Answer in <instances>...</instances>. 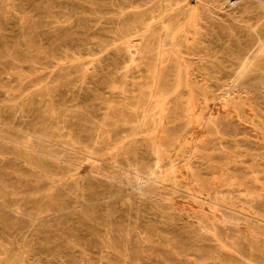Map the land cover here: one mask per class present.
Returning a JSON list of instances; mask_svg holds the SVG:
<instances>
[{
	"label": "rangeland",
	"instance_id": "rangeland-1",
	"mask_svg": "<svg viewBox=\"0 0 264 264\" xmlns=\"http://www.w3.org/2000/svg\"><path fill=\"white\" fill-rule=\"evenodd\" d=\"M157 1L0 0V264H264V5L204 12L240 75L159 62Z\"/></svg>",
	"mask_w": 264,
	"mask_h": 264
},
{
	"label": "bare ground",
	"instance_id": "bare-ground-1",
	"mask_svg": "<svg viewBox=\"0 0 264 264\" xmlns=\"http://www.w3.org/2000/svg\"><path fill=\"white\" fill-rule=\"evenodd\" d=\"M90 1V0H89ZM152 1V0H151ZM154 1V0H153ZM213 0H198L197 1V4L195 5V6H192L191 4H190V0H186V2L185 3H181V0H158L157 2H156V8H154V12L156 13V17L157 16H159L160 14H161V19H160V21H158V22H160L161 24H162V27H160V29L158 28V36H157V44L156 45H158V47L160 46V52H159V56L160 57H158V59L157 60H159V62H161V60H162V55L163 54H161V52L163 51V46H165V43H170V44H172L173 42V40H176V44H178V46L180 47V48H185V51L187 52V53H191V52H193V54L195 55L196 53H198V52H202V51H204L205 52V55L207 54V55H209V57L210 56H212V57H214L215 59H214V63L216 62V63H218V64H220V65H222V66H217L216 65V67H215V69H214V73L216 72V73H220V74H222L223 73V71L224 72H231V73H233L232 71H234V72H237L238 74H240L241 75V73H244L246 70H247V66L249 65V62L251 61H247V63H246V61H244V58H241L240 59V57H239V55L236 53V52H234V51H232V50H229V48L227 47V45H226V48H225V50H217V48L215 49V48H212L213 46H211L212 44H213V42H211L209 39H203L202 38V33H203V29H205V30H207L208 29V26H210L209 24H210V21L212 22L213 20H211V19H213V18H208V16H207V14H205L204 12H206L207 13V11H209L210 12V10L212 9V5H211V2H212ZM218 1V0H217ZM221 1V0H220ZM223 1V0H222ZM221 1V2H222ZM147 2V1H146ZM146 2H144V5H145V3ZM225 2V1H224ZM223 2V3H224ZM226 2H227V0H226ZM245 3H246V1H244ZM239 3V2H238ZM244 3V4H245ZM248 6L246 7V8H244L243 9V7H242V9H243V11H245L246 12V16H249L248 18H251V16L249 15V14H251L252 15V13L253 14H255V13H257V14H260V10H258V7L260 6V4H262V5H264V0H248ZM141 4H143V3H141ZM218 4H220V3H218ZM218 4H215V5H218ZM222 4V3H221ZM230 4V3H229ZM240 5V4H239ZM243 5V4H242ZM146 6V5H145ZM219 6H221V5H218V7ZM139 7V6H138ZM261 7H264V6H261ZM147 8V7H146ZM153 8H151V9H153ZM237 8V7H236ZM150 9V8H149ZM222 9V8H221ZM231 10H236V9H231ZM263 10V9H262ZM147 11L148 10H146V13H147ZM151 11V10H150ZM214 11V10H213ZM220 11V10H219ZM227 11V10H226ZM208 12V13H209ZM221 13H222V11H220ZM262 12V11H261ZM224 14V13H223ZM222 14V15H223ZM236 14V13H235ZM256 14V15H257ZM142 15V14H141ZM146 15V14H145ZM149 16V15H148ZM154 16V15H153ZM246 16H244V17H241V19H245V17ZM252 16H254V15H252ZM147 17V16H146ZM231 17V16H230ZM139 18H141V16H139ZM143 18V17H142ZM150 18V17H149ZM159 18V17H158ZM205 19H207L206 21H205ZM228 19V18H227ZM233 19V18H232ZM143 20H144V18H143ZM140 21H142V20H140ZM157 21V20H156ZM205 21V22H204ZM218 21V20H217ZM220 21V20H219ZM222 21V20H221ZM232 21V20H231ZM262 21V20H261ZM153 22V21H152ZM209 23V24H208ZM223 23V22H222ZM235 23V22H234ZM238 23V22H237ZM254 23V22H253ZM155 24V23H154ZM225 24V23H224ZM151 25V24H150ZM156 25V24H155ZM226 25V24H225ZM230 26H231V24H229ZM143 26V25H142ZM229 26V28H231ZM158 26H155V28H157ZM141 28V27H140ZM154 28V29H155ZM210 28V27H209ZM143 29V28H142ZM147 29V28H146ZM211 29V28H210ZM226 29V28H225ZM215 30V29H214ZM264 30V29H263ZM216 31V30H215ZM208 33V32H207ZM155 34V33H154ZM211 34H212V32H211ZM263 35H264V33H263ZM246 36V35H245ZM152 38V37H151ZM204 38H206V37H204ZM149 39V38H148ZM153 39V38H152ZM156 39V38H155ZM260 41V38H259V36H255V38H251V39H249L248 41H246V43H245V47H247L248 48V50L250 49V48H252V46H253V48L255 47L254 46V44H256L255 42L256 41ZM148 41H150V40H148ZM155 41V40H154ZM198 42L202 45V46H199V44H198ZM148 44V43H147ZM152 44V43H151ZM257 44H258V42H257ZM153 45V44H152ZM144 46V45H143ZM169 46V45H168ZM264 46V43H262L261 44V46H260V48H262ZM146 47V46H145ZM259 47V46H258ZM144 48V47H143ZM150 48V47H149ZM153 48H155L154 46H153ZM169 48H171L170 46H169ZM168 48V49H169ZM140 49H141V47H140ZM241 49V48H240ZM154 50V49H153ZM164 50H166V47H165V49ZM172 51H173V49H171ZM184 50V49H183ZM256 50V49H255ZM145 51V50H144ZM169 51V50H168ZM175 51V50H174ZM181 51V50H180ZM245 51V50H244ZM259 51V50H258ZM143 52V51H142ZM156 52V51H155ZM163 52H165V51H163ZM162 52V53H163ZM176 52V51H175ZM185 52V53H186ZM238 52V51H237ZM255 52V51H254ZM158 53V52H157ZM166 53H168V52H166ZM186 53V54H187ZM248 53V52H247ZM262 53V52H261ZM146 54V53H145ZM165 54V53H164ZM178 54V53H177ZM176 54V55H177ZM204 54V53H203ZM246 54V53H245ZM257 54V53H256ZM155 55H156V53H155ZM168 55V54H167ZM190 54H187L186 56H187V59H188V56H189ZM197 55V54H196ZM206 55V56H207ZM146 56V55H145ZM150 56V55H149ZM148 56V57H149ZM163 56H165V55H163ZM181 56V55H180ZM150 57H152V56H150ZM173 57V56H172ZM175 57V56H174ZM178 57V56H177ZM182 57V56H181ZM185 57V56H184ZM192 57V56H191ZM196 57V56H195ZM211 58V57H210ZM144 59V58H143ZM147 59V58H146ZM153 59V58H152ZM168 59V58H167ZM166 59V60H167ZM171 59V58H170ZM186 59V60H187ZM201 59V58H200ZM205 59V58H204ZM235 59H240V61H238L239 63H242L241 64V67L238 69V68H232L230 65V67L228 68L227 67V65H226V61L227 60H230V62H232V61H234ZM165 60V61H166ZM183 60V59H182ZM196 60H198V59H196ZM211 60V59H210ZM154 61H156V59L154 60ZM164 61V60H163ZM180 61V60H179ZM201 61V60H200ZM159 62H158V64H159ZM236 62V61H235ZM164 64H165V62H163ZM168 63V62H167ZM167 63H166V66H167ZM187 63V62H186ZM194 63V62H193ZM196 63V62H195ZM234 63V62H233ZM182 64V63H181ZM190 64H192V63H190ZM207 64V63H206ZM174 65H175V63H174ZM196 65H197V63H196ZM155 66H156V64H155ZM154 66V67H155ZM179 66H180V64H179ZM195 66V65H194ZM224 66H226L227 68H225ZM263 66V65H262ZM153 67V68H154ZM158 67V66H157ZM162 67H163V65H162ZM161 67V68H162ZM173 67V66H172ZM181 67V66H180ZM190 67H192V66H190ZM196 67V66H195ZM214 67V66H213ZM212 67V68H213ZM152 68V67H151ZM155 69V68H154ZM153 69V70H154ZM165 69V68H164ZM200 69V68H199ZM207 69V68H206ZM151 70V69H150ZM194 70V69H193ZM261 70V69H260ZM161 71V70H160ZM170 71H172V70H170ZM177 71V70H176ZM179 71V70H178ZM182 71V70H181ZM199 71V70H198ZM203 71V70H202ZM204 71H205V68H204ZM209 71V70H208ZM158 73V70L156 69V70H154V73ZM191 72H192V70H191ZM194 72H196L195 70H194ZM194 72H192V73H194ZM154 73H152V75L154 74ZM184 73V72H183ZM202 73V72H201ZM203 75L205 74V73H202ZM161 75V74H160ZM166 75V74H165ZM232 75V74H231ZM255 75V74H254ZM156 76V75H155ZM164 76V75H163ZM176 76V75H175ZM175 76H174V78H175ZM206 76V75H205ZM224 76V75H223ZM235 76H236V74H235ZM152 77H154V76H152ZM183 77V76H182ZM221 77V75L220 76H218V78L219 79H221L220 78ZM228 77V76H227ZM257 77V76H256ZM258 77H259V74H258ZM264 77V76H263ZM160 78V77H159ZM222 78H226V77H222ZM230 78H231V76H230ZM233 78H235V77H233ZM255 78V77H254ZM167 79H168V77H167ZM229 79V78H228ZM237 79V78H236ZM177 80V79H176ZM231 80V79H230ZM234 80V79H233ZM256 80V79H255ZM167 81V80H166ZM229 81V80H228ZM232 81V80H231ZM252 81V80H251ZM156 82V81H155ZM171 82V81H170ZM183 82V81H182ZM226 82V81H225ZM165 83V82H164ZM186 83V82H185ZM192 83V82H191ZM166 84V83H165ZM172 84V83H171ZM173 84H174V82H173ZM193 84V83H192ZM226 84V83H225ZM168 85V84H167ZM188 85V84H187ZM163 86V85H162ZM170 86V85H169ZM241 86V85H240ZM243 86V85H242ZM152 87H155V85L154 86H152ZM159 87V86H158ZM171 87V86H170ZM184 87V86H183ZM182 87V88H183ZM165 88V87H164ZM173 88V87H172ZM186 88V87H185ZM197 88V87H196ZM238 88V87H237ZM152 89H154V88H152ZM159 89H161V88H159ZM175 89H176V87H175ZM155 90V89H154ZM172 90V89H171ZM186 90H188V89H186ZM152 91V90H151ZM160 91V90H159ZM162 91V90H161ZM180 91H182V90H180ZM191 91V90H190ZM228 91V90H227ZM146 92H147V90H146ZM153 92H155V91H153ZM158 93V92H157ZM163 93H165L164 91H163ZM182 93V92H181ZM183 93H184V90H183ZM153 94V93H152ZM179 94V93H178ZM156 95V94H155ZM159 95H160V93H159ZM164 95V94H163ZM165 95H168V94H166L165 93ZM151 96V95H150ZM153 96V95H152ZM192 96V95H191ZM158 97V96H157ZM160 97H161V95H160ZM198 97V96H197ZM151 98V97H150ZM142 99H144V98H142ZM198 99V98H197ZM247 99V98H246ZM182 100V99H181ZM170 101V100H169ZM177 101V100H176ZM178 101H180V100H178ZM229 101V100H228ZM181 102V101H180ZM245 102H246V100H245ZM151 103V102H150ZM154 103V102H153ZM172 103V102H171ZM196 103V102H195ZM246 103H248V102H246ZM144 104V103H143ZM167 104H169V102L167 103ZM191 104V103H190ZM148 105V104H147ZM177 105H178V103H177ZM176 105V106H177ZM144 106V105H143ZM146 106V105H145ZM160 106V105H159ZM168 106V105H167ZM151 107V106H150ZM154 107H156V105L154 106ZM153 108V107H152ZM170 108V107H169ZM175 108V107H174ZM252 108V107H251ZM255 109H256V107H254ZM176 109V108H175ZM174 109V110H175ZM260 109V108H259ZM263 109V108H262ZM144 110H145V107H144ZM158 110V109H157ZM264 110V109H263ZM143 111V110H142ZM146 111V110H145ZM145 111H143V113L145 112ZM153 111V110H152ZM159 111V110H158ZM166 111V110H165ZM168 111H169V109H168ZM192 111V110H191ZM147 112V111H146ZM173 112V111H172ZM205 111H203L202 113H204ZM264 112V111H263ZM151 113V112H150ZM174 113V112H173ZM209 113V112H208ZM255 113V112H254ZM168 114V113H167ZM166 114V115H167ZM215 114H216V112H215ZM256 114V113H255ZM153 115H154V113H153ZM203 115H205V114H203ZM218 115V114H217ZM258 115H260L259 114V112H258ZM177 116H180V115H177ZM216 116V115H215ZM147 117V116H146ZM155 118H156V116H154ZM201 117V116H200ZM207 117V116H206ZM206 117L204 116V118L206 119ZM226 117V116H225ZM224 117V118H225ZM145 118V117H144ZM151 118V117H150ZM209 118V117H208ZM212 118V117H211ZM216 118V117H215ZM229 118V117H228ZM152 119V118H151ZM150 119V120H151ZM157 119V118H156ZM166 119H168V117L166 118ZM201 119H203L202 117H201ZM205 119H204V121H205ZM213 119V118H212ZM220 118H218V120H219ZM154 120V119H153ZM191 120V119H190ZM207 120V119H206ZM209 120V119H208ZM225 120V119H224ZM261 120H263V119H261ZM202 121V120H201ZM264 121V120H263ZM149 122H151V121H149ZM207 122V121H206ZM167 123V122H166ZM172 123V122H171ZM170 123V124H171ZM158 124V123H157ZM170 124H168V125H170ZM45 127V126H44ZM170 127V126H169ZM172 127V126H171ZM175 127V126H174ZM207 127V126H206ZM221 127V126H220ZM164 128V127H163ZM208 128V127H207ZM55 129V128H54ZM64 129V128H63ZM152 129V128H151ZM169 129V128H168ZM162 130H164V129H162ZM172 130V129H171ZM61 131V130H60ZM165 131V130H164ZM207 131V130H206ZM159 132V131H158ZM161 132V131H160ZM156 133V132H155ZM162 133V132H161ZM72 134H73V131H72ZM183 134V133H182ZM182 134H181V136H182ZM30 135H32V140H33V142L31 143L29 140H28V142L33 146V145H36L37 143H39L38 141H37V143H36V140H38V139H40L41 137L40 136H38L37 134H35V131H32L31 133H30ZM29 135V136H30ZM159 135V134H158ZM148 136V135H147ZM196 136H198V135H196ZM202 136V135H201ZM200 136V137H201ZM28 137V136H27ZM93 137V136H92ZM157 137V136H156ZM163 137V136H162ZM166 137V136H165ZM147 138H149V137H147ZM199 138V137H198ZM43 139V138H42ZM41 139V140H42ZM69 139L70 140H74L75 142H77L76 144H78V143H80V142H85L84 140H82V138L79 136V135H72V136H69ZM162 139V138H161ZM164 139V138H163ZM57 140V139H56ZM112 140V139H111ZM16 141V140H15ZM44 141H48V140H45L44 139ZM151 141V140H150ZM153 141H155V140H153ZM156 141H158V140H156ZM160 141V140H159ZM158 141V142H159ZM162 141V140H161ZM161 141H160V143H161ZM19 142V141H18ZM94 142V141H93ZM25 143V142H24ZM51 143V142H50ZM55 143V142H54ZM74 143V142H73ZM95 143V142H94ZM93 143V144H94ZM151 143H153V142H151ZM158 144V143H157ZM55 145V144H54ZM56 145H57V143H56ZM78 145H80V144H78ZM86 145L87 146H89L87 143H86ZM98 145H100V144H98ZM154 145V144H153ZM160 144H158V146H159ZM196 145V144H195ZM30 146V145H29ZM32 146H31V149H35V148H32ZM76 146V145H75ZM91 146V145H90ZM89 146V147H90ZM149 146H150V143H149ZM162 146V145H161ZM170 146V145H169ZM156 147V146H155ZM193 147V146H192ZM80 148H81V146H80ZM88 148V147H87ZM164 148V147H163ZM194 148V147H193ZM198 148V147H197ZM92 149V148H91ZM171 149H173V148H171ZM189 149H190V147H189ZM39 150V149H38ZM86 150H89V149H86ZM170 150V149H169ZM169 150L167 149V151H168V154H169ZM191 150V149H190ZM29 151V150H28ZM97 151V150H96ZM95 151V152H96ZM98 151H99V149H98ZM101 151V150H100ZM196 151V150H195ZM194 151V152H195ZM52 152V151H51ZM94 152V153H95ZM154 152V151H153ZM161 152V151H160ZM159 152V153H160ZM163 152V151H162ZM166 152V151H165ZM192 153V152H191ZM97 154H98V152H97ZM154 154V153H153ZM167 154V153H166ZM165 154V155H166ZM185 155V154H184ZM192 155V154H191ZM41 156V155H40ZM162 156V155H161ZM160 156V157H161ZM194 156H195V154H194ZM159 157V156H158ZM186 157V156H185ZM26 158V157H25ZM189 158V157H188ZM193 158V157H192ZM27 159V158H26ZM165 159H166V157H165ZM170 159V158H169ZM185 159V158H184ZM34 160H35V158H34ZM164 160V159H163ZM162 160V161H163ZM56 161V160H55ZM62 161V160H61ZM104 161H105V159H104ZM157 161H158V159H157ZM191 161V160H190ZM165 162V161H164ZM175 162V161H174ZM173 162V163H174ZM159 163V162H158ZM163 163V162H162ZM167 163V167H169L168 166V162H166ZM189 163V162H188ZM193 163V162H192ZM171 165V164H170ZM176 165V164H175ZM135 166H137V165H135ZM172 166V165H171ZM184 166H186V165H184ZM191 166H193V165H191ZM164 166L162 165V168H163ZM173 167V166H172ZM125 168V167H124ZM160 167H158L157 169H159ZM161 168V169H162ZM170 168V167H169ZM175 168V167H174ZM173 168V170H175ZM191 168V167H190ZM155 169V168H154ZM177 169V168H176ZM186 169H188V168H186ZM193 169V168H192ZM191 169V170H192ZM134 170V169H133ZM164 170V169H163ZM166 170V169H165ZM126 171V170H125ZM136 172H139V171H137V170H135ZM149 171V170H148ZM168 171V170H167ZM169 171H170V169H169ZM154 172V171H153ZM156 172L158 173V171L156 170ZM161 172V171H160ZM164 172V171H163ZM174 172V171H173ZM190 172V171H189ZM134 173V172H133ZM144 173V172H143ZM151 173V172H150ZM155 173V172H154ZM168 173V172H167ZM126 174H128V172L126 173ZM148 174V173H147ZM172 174V173H171ZM128 175H130V174H128ZM151 175H153V174H151ZM162 175V174H161ZM163 176H165L164 174H163ZM168 176V175H167ZM171 176V175H170ZM137 177H139V174H137ZM157 176H155V178H156ZM169 177V176H168ZM149 179V178H148ZM163 178H161V180H162ZM169 179V178H168ZM144 180V179H143ZM142 180V181H143ZM156 180H157V178H156ZM160 180V181H161ZM165 180V179H164ZM174 180V179H173ZM141 181V180H140ZM139 182V181H138ZM145 182V181H144ZM154 182V181H153ZM156 183H159V182H156ZM162 183H163V181H162ZM159 184H161V182L159 183ZM151 185H152V183H151ZM156 184L154 183V185L153 186H155ZM146 186H149V185H146ZM158 186V185H157ZM150 187V186H149ZM142 189V188H141ZM143 190V189H142ZM145 190H151V189H144V191ZM139 192V191H138ZM149 192V191H148ZM142 193V192H141ZM154 193V192H153ZM152 193V194H153ZM221 193V192H220ZM143 194V193H142ZM145 194V193H144ZM149 194V193H148ZM155 194V193H154ZM209 194V193H208ZM139 195V194H138ZM146 195V194H145ZM162 197V196H161ZM222 198V197H221ZM228 200V199H227ZM226 201V200H225ZM228 201H230V199L228 200ZM233 201V200H232ZM216 202V201H215ZM244 202V201H243ZM213 203V202H212ZM225 203V202H224ZM220 204V203H219ZM225 204H227V203H225ZM234 204V203H233ZM248 204V203H247ZM221 205V204H220ZM235 205V204H234ZM233 205V206H234ZM245 205H246V203H245ZM224 207H225V205H224ZM235 207V206H234ZM233 207V208H234ZM240 207V206H239ZM249 208H250V206H248ZM228 208V207H227ZM242 208V207H241ZM230 209V208H229ZM247 209V208H246ZM248 210H250V209H248ZM247 210V211H248ZM254 210V209H253ZM232 211V210H231ZM238 211H240V210H238ZM225 212H227L226 210H225ZM255 212V211H254ZM260 212H262V211H260ZM228 213V212H227ZM252 213H253V211H252ZM229 214V213H228ZM232 214V213H231ZM234 214V213H233ZM239 214V213H238ZM240 214H242V213H240ZM254 214H256V213H254ZM257 214H258V212H257ZM260 214V213H259ZM223 215H225V213L223 214ZM235 215V214H234ZM244 215V214H243ZM262 215V214H261ZM205 216V215H204ZM228 216V215H227ZM247 216V215H246ZM255 216V215H254ZM257 216V215H256ZM255 216V217H256ZM201 217V216H200ZM215 217H218V216H215ZM219 217H221V216H219ZM219 217H218V219H219ZM232 217V216H231ZM209 218V217H208ZM252 218V217H251ZM207 219V218H206ZM222 219V218H221ZM234 219V218H233ZM249 219V218H248ZM262 219H263V217H262ZM261 219V220H262ZM208 220V219H207ZM237 220H239V219H237ZM250 220V219H249ZM205 222H207V221H205ZM229 222V221H228ZM250 222V221H249ZM264 222V221H263ZM237 223V222H236ZM255 223V222H254ZM210 224V223H209ZM221 224L223 225V223L221 222ZM225 224V223H224ZM241 224V223H240ZM257 224V223H256ZM259 224V223H258ZM226 225V224H225ZM230 225V224H229ZM236 225V224H235ZM260 225V224H259ZM212 226V225H211ZM237 226H239V225H237ZM192 227V226H191ZM218 226H216V228H217ZM243 232V231H242ZM250 233H252L251 231H250ZM249 233V234H250ZM128 234V233H127ZM247 234V233H246ZM256 236V235H255ZM262 237V236H261ZM264 238V237H263ZM256 239V238H255ZM257 239H259V238H257ZM185 247V246H184ZM186 248H187V246H186Z\"/></svg>",
	"mask_w": 264,
	"mask_h": 264
}]
</instances>
